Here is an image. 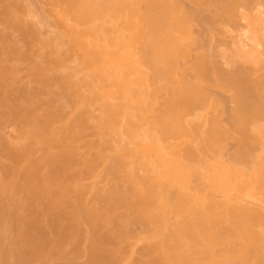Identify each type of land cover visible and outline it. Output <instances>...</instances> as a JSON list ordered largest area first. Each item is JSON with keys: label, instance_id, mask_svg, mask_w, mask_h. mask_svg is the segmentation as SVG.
Instances as JSON below:
<instances>
[{"label": "bare ground", "instance_id": "1", "mask_svg": "<svg viewBox=\"0 0 264 264\" xmlns=\"http://www.w3.org/2000/svg\"><path fill=\"white\" fill-rule=\"evenodd\" d=\"M255 1L0 0V264H264Z\"/></svg>", "mask_w": 264, "mask_h": 264}, {"label": "rangeland", "instance_id": "2", "mask_svg": "<svg viewBox=\"0 0 264 264\" xmlns=\"http://www.w3.org/2000/svg\"><path fill=\"white\" fill-rule=\"evenodd\" d=\"M257 1V2H256ZM255 2L257 3H253L255 6H256V8H257V10H261V11H263L264 10V0H256ZM33 2V4H34V6H35V8L37 9V7L40 9L41 8V6H43L45 3L48 5V3L50 2H48V0H31V3ZM48 2V3H47ZM46 5V6H47ZM254 5H253V7H254ZM45 6V5H44ZM252 7V8H253ZM44 8V7H43ZM244 8V7H243ZM240 9H241V7H240ZM241 10H243L244 11V9H241ZM254 10H255V7H254ZM242 11V12H243ZM201 12H202V15H203V17L202 18H209L210 17V11H209V8H206V7H203L202 9H201ZM0 19H1V21H2V18H3V16H2V9H1V5H0ZM238 18H239V21H235V24H234V22H233V25L232 24H230V28L232 27L233 29H230L229 30V33L227 32L226 34H223V36L220 38L219 37V39H218V41H217V39L215 40V42L213 41V43H210V40L208 39V38H206V35H205V27H203V26H205V24H201V23H199V24H197L196 26H195V31H196V33H197V37L199 38V41H200V43H201V46L203 47V49L206 51V52H212L214 55H215V57H216V59L220 62V63H222V64H225V62H226V59L224 58V54L225 53H235L236 51H237V49H234V48H238L239 47V44H241V43H237V42H240V41H242V43H244V44H246V46H248V44L249 43H247V37L245 36V35H247L246 33H247V31H245L247 28H245V27H247V25H246V22H245V20H243V19H241L240 20V17L238 16ZM237 18V19H238ZM231 22V23H232ZM1 23V22H0ZM1 25V24H0ZM199 25V26H198ZM246 25V26H245ZM0 28H1V26H0ZM245 31V32H244ZM16 34H18V33H16ZM242 36H241V35ZM246 37V38H242V37H244V36ZM15 36V35H14ZM18 37H19V35H17ZM17 36H15V38L17 37ZM241 36V37H240ZM17 37V38H18ZM201 38V39H200ZM209 40V41H208ZM220 40V41H219ZM245 40V41H244ZM249 42V41H248ZM216 44V45H215ZM238 44V45H237ZM214 47H216V48H214ZM212 49H211V48ZM247 48V47H246ZM248 48H249V46H248ZM209 50V51H208ZM236 50V51H235ZM264 51V47H260V51ZM214 51V52H213ZM230 51V52H229ZM234 51V52H233ZM262 51V52H263ZM225 52V53H224ZM238 62H240V63H238ZM237 63L235 62V63H229L230 65L228 66V65H225V67H227L228 69H231V70H233L234 68H237L238 67V65H245V62L242 60H240V61H238ZM244 63V64H243ZM261 66V65H260ZM260 69H262V67H259V69L258 70H260ZM260 72L258 71V73H257V70H256V75H255V77L256 78H259L260 77V75L262 74V73H264V70H263V72L261 71V73L259 74ZM263 75V74H262ZM220 95H221V93H220ZM222 96H226V99L223 97V99L224 100H226L227 102H225L226 103V105L228 104V100H227V98H228V96H227V94H225L224 95V93H222V95H221V97ZM230 103V102H229ZM230 105L231 104H228L226 107L228 108V106L230 107ZM5 118V117H4ZM6 118H8V117H6ZM221 118V117H220ZM1 121L3 120V118L2 119H0ZM5 120V119H4ZM223 120V122L224 123H227V125H229V123H230V120H229V117H228V112L222 117V119H221V121ZM229 120V121H228ZM8 121V123H6L5 121H3V126L1 127V122H0V145H1V147H0V155H2V156H0V160H3V157H4V155H5V152H4V150H3V141H5V142H7V141H9V135H13V132L15 131L14 129V131L12 130V122H11V120L9 119V120H7ZM9 124H11V126L9 125ZM9 127H11V128H9ZM4 133H3V132ZM11 131V132H10ZM2 133H3V136H2ZM8 133V134H7ZM5 134H7V136L8 137H6V135ZM4 138V139H3ZM237 140L236 139H234V141H231L230 143H229V148L227 149L228 151H227V153L228 154H233V152H234V150H235V147L237 146V142H236ZM2 151H3V153H2ZM227 154V155H228ZM229 156V155H228ZM6 202H8L9 203V199L7 198L6 199ZM138 250L140 249V247H138L137 248ZM137 250V252H138V254H139V251ZM141 250V249H140ZM136 252V253H137ZM137 254V255H138ZM87 258L85 257H83V256H81V257H79L77 260H76V263L77 264H86L87 262V260H86ZM35 264H44V263H42L41 261H36L35 262ZM49 264H70V262L67 260V259H56V260H53V261H49Z\"/></svg>", "mask_w": 264, "mask_h": 264}]
</instances>
